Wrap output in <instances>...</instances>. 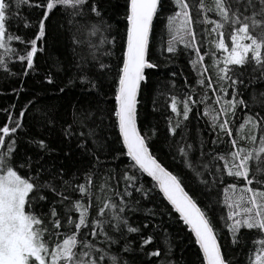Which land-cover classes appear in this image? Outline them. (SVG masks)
Wrapping results in <instances>:
<instances>
[{
	"label": "snow or ice",
	"instance_id": "snow-or-ice-1",
	"mask_svg": "<svg viewBox=\"0 0 264 264\" xmlns=\"http://www.w3.org/2000/svg\"><path fill=\"white\" fill-rule=\"evenodd\" d=\"M162 2L126 0V41L122 46L118 79L113 81V111L102 107L105 88L111 89L106 83L111 76V59L116 56V36L104 18L103 0H0V70L9 76L15 75L8 67L11 62L24 64L22 77L34 71V58L44 50L38 42L47 35V21L54 12L61 10L64 17L61 28L67 31L73 47L76 72L64 87L57 90L64 93L67 87H75L78 79L85 97L83 103L77 102L79 106L73 105L71 120L62 122L61 129L66 140L70 143L76 141V148L86 160L77 173L66 179L63 167L45 162L42 156L34 158L19 152L18 135L24 128V117L39 103L38 96L20 107L18 115L15 114V104L12 111L5 110L6 121L0 126V264H136L135 259L128 258L130 249L159 258L160 248L144 251V246L152 243L153 234L143 236L141 228L133 226L130 220L133 212L141 210V200L151 198V189L144 186L143 174L155 182L154 187H158L164 199L178 213L179 220L192 233L203 264H233L232 258L218 244L219 231L210 216L212 201H209L208 207L202 208L198 206V193L193 191L189 194L182 187L188 170L195 173L194 183H197L201 193L207 190V196H211V190L223 182L225 174L243 179L239 194L235 191L237 184L229 183L224 189L226 193L229 189L233 191L223 200L226 216H220L219 221L227 228V236L233 246L246 243L241 229L256 230L260 235L253 241L255 251L250 250L247 264H264V87L259 90L254 87L264 84V0H215L218 19L205 18L204 23L211 24L213 34L225 26L231 30L230 51L222 31L219 43L213 40L214 46L224 56L220 61L213 53V67L216 68L220 86L217 87L209 77L207 88L212 90L219 109L218 116L212 118L210 128L227 133L232 150L226 158L214 155L211 149L204 152V144L199 142V154L193 162L190 154L197 151V144L188 140V129L181 123L177 97L172 95L167 107L177 120L172 124L169 117L166 119L169 120V155L180 164L174 174L153 158L147 133L142 135L137 129L138 90L141 82L146 81L145 70L158 67V64L146 59V51L150 26ZM171 2L175 12L167 17V23L173 39L162 51L175 53L176 36L179 35L181 41L184 35L190 36L191 41L184 47L191 49L196 59L189 63L194 70L199 65L200 75H206L205 57L193 31V24H198L199 20L193 21L190 16L192 6L186 0ZM25 8L35 9L36 16L29 18L27 13L21 14ZM199 8L200 16L205 11H212L204 8L202 0ZM21 20L24 29L31 30L30 36L19 32ZM13 23L16 31H13ZM13 42L23 45V49L10 46ZM220 63L223 67H216ZM175 75L170 73V76ZM43 83L54 85L50 72L44 74ZM249 88L252 92L241 98L244 96L242 90ZM15 91L12 89L10 94H15ZM229 92L230 98H226ZM190 103L195 105L197 101L192 95H186L182 112L185 121L189 117ZM241 109L244 113L240 127L249 128V134L241 136V140L251 142L252 146L248 148H237L236 141L232 139L230 119ZM38 111L43 122L55 126L57 121L48 110ZM106 117L109 123L114 117L118 142H122L123 150L114 148L110 138L104 135ZM178 129H182L179 139L176 136ZM171 141H175V148ZM27 142L38 144L41 151H50L44 140L29 139ZM212 143L215 144L216 140L213 139ZM64 155L68 156L69 152ZM121 155H126L131 164L120 177L109 174V178L115 179L122 191L108 187L107 191L114 193V199L105 198L103 206L98 207L89 224V208L82 198L91 195L94 177L107 158L112 156L113 160H118ZM216 161L221 162L223 168ZM80 173L83 179L78 175ZM73 193H79V198H73ZM143 211L151 212L150 209ZM73 213L78 216L74 217ZM46 222L48 227H45ZM148 226V223L144 224L145 229ZM152 227L158 228V225ZM45 232H49L50 241L52 236L56 239L51 243L45 241ZM130 234L140 236L138 248L136 242L130 239ZM167 264H173V261L169 260Z\"/></svg>",
	"mask_w": 264,
	"mask_h": 264
},
{
	"label": "trees",
	"instance_id": "trees-1",
	"mask_svg": "<svg viewBox=\"0 0 264 264\" xmlns=\"http://www.w3.org/2000/svg\"><path fill=\"white\" fill-rule=\"evenodd\" d=\"M192 8L190 16L193 21L199 20V23L193 24V31L196 34L198 47L201 54L205 59L203 63L207 68L206 75H200L199 65L195 70L193 65L189 63L190 60H195V53L184 47L185 44L191 41V37L185 35L184 40H179L176 36L175 53L169 54L162 51L168 46V42L173 39L172 34L168 30L167 17L174 14L175 7L171 0H163L161 7L158 9L155 19L153 21L147 59L155 64L157 68L146 70V81L142 82L138 93V131L144 135H148V144L150 145V152L152 155L166 167L168 171L175 173L180 168V164L175 163L169 155V142L167 127L169 120L175 124L177 117L172 114L167 105L171 101L172 95L177 97L178 111L181 113L180 119L184 127L188 129V140L197 144V151L191 153V159L195 162V157L199 154V142L204 144V152L212 150L214 155H224L232 150L231 140L227 133L220 132L218 129L213 131L210 128V123L213 117L218 116L219 109L216 107L215 97L212 96L211 89L207 88L209 77L212 82L220 86L217 78L216 68L213 67V53L216 59L222 61L224 53L216 48L213 40L216 43L220 41V32L224 33V42L230 49L231 45V30L230 27L225 26L218 30L215 34L212 33V26L210 23L205 24L204 20L207 18L218 19L215 15V0H202L205 9H212V11H205L203 16L198 15L200 12L199 4L201 0H186ZM103 7L105 8V20L111 25L112 33L116 36V56L111 59V76L107 84L111 86L105 88L106 97L102 107L114 111V80L118 79V68L121 63L120 56L122 53V46L126 37V0H103ZM27 13L29 18L36 16V10H29L27 8L22 10V13ZM64 17L61 15V10H57L47 21V35L39 45H43V52H38L35 56V69L27 76H23L24 64L11 62L8 67L11 69L14 76H9L5 71L0 70V126L6 121L5 110L12 111V105L15 104V114L18 115L20 107L25 105L28 100L34 96L39 97V103L29 110L23 120L24 128L18 135L19 152H24L29 156L38 157L42 156L43 160L47 163H54L57 167H63L66 172V179L77 173V170L82 168L86 160L80 155L79 149L76 148V141L71 143L64 138L61 123L71 120V112L74 104L83 103L85 97L83 96L79 81L75 82V87H67L64 93H59L57 88L64 87L67 81L73 77L76 72L74 61L76 57L73 56V47L70 43L69 36L66 30L61 28ZM23 20L20 21L19 32L27 36L31 35L30 29H24ZM13 31H16L15 24L13 23ZM10 46H17L23 49V45H15V42ZM216 67H223V64H217ZM235 67V66H230ZM51 73L54 79V85L43 83L45 73ZM170 73H175V76H170ZM247 79V78H245ZM174 81V83H173ZM198 81H200L198 83ZM21 85L23 90L21 91ZM257 90L264 87V84H257L254 86ZM15 89V94H10L11 90ZM246 98L248 93L252 92V88L242 90ZM186 95H192L193 99L197 101L195 105L189 104L190 112L189 117L185 121L182 119L183 102ZM230 98V92L228 97ZM155 102V103H154ZM77 106H79L77 104ZM155 107V110H154ZM46 109L49 114L56 119L55 126H49L46 122L41 120V115L38 110ZM207 112V115H203ZM244 110L237 111L234 118L230 119V127L232 129V139L236 141L237 148L251 147V142L241 140V136L249 134L248 126L243 128L240 125L243 123ZM110 115V113L108 114ZM104 135L110 138V143L114 148L123 150L121 142H118V130L115 126V119L112 117L111 123L108 118L104 121ZM155 130V135H153ZM182 129H178L176 136L179 139ZM10 138V137H9ZM29 139L44 140L47 148L50 151H41L38 144H29ZM213 139L216 143L213 144ZM175 148V141H171ZM6 147V145H5ZM65 152H69L65 156ZM112 155H115L114 153ZM18 164L19 161L17 160ZM223 168V164L219 161ZM131 164L126 155H121L118 160H113L112 156L107 158V161L101 165L100 171L95 175L93 185L91 187V195H85L82 202L89 208L88 222L92 217L96 216L98 207L103 206L105 198L114 199V193L108 192V187L114 190L122 191L116 184L115 179L109 178V174L115 177H120L122 172ZM199 170V165H197ZM22 170L21 174L23 173ZM139 174V170H137ZM83 179V174H78ZM185 182L182 186L186 192L191 194L193 191L198 193L197 199L198 206L208 207L209 201H212L210 206V216L214 221L218 231V242L223 246L222 251L232 258L233 264H247V259L251 251H255L253 241L260 235L256 230L241 229V234L246 243L243 246H233L230 238L227 236V228L220 224V216H226L223 200L226 195H231V189L226 193L224 189L229 183L237 184L236 194L240 192V185L243 184V179L235 177H228L226 174L222 177V183L213 188L211 196H207V190L201 193L194 183L195 173L188 170L186 173ZM144 186L151 189L149 200H141V210L133 212L130 216L133 226H139L142 230L141 234L145 237L149 233L153 234V241L149 245L144 246L145 252H151L157 248L161 249V256L148 257L146 255L132 252L130 249L129 260L135 259L136 264H167V261H173V264H203L201 254L197 248L191 233L187 230L186 226L179 217L173 212L169 205L163 200L154 183L151 182L144 175L142 176ZM105 185V187H101ZM73 198H79V193H73ZM144 209H150V213H145ZM154 213V214H153ZM76 217L78 214L73 213ZM148 223V228H144V224ZM158 225V228H153L152 225ZM45 227H48L47 222ZM51 229L49 228V232ZM64 231V229H60ZM49 232H45L43 238L45 241L51 243L56 239L55 236L49 240ZM130 239L136 242V247H139L140 236L130 234ZM115 250V246H114Z\"/></svg>",
	"mask_w": 264,
	"mask_h": 264
},
{
	"label": "water",
	"instance_id": "water-1",
	"mask_svg": "<svg viewBox=\"0 0 264 264\" xmlns=\"http://www.w3.org/2000/svg\"><path fill=\"white\" fill-rule=\"evenodd\" d=\"M155 16H156V14L154 15V17H153V21H154V19H155ZM152 25H153V22H152ZM152 25L150 26V33H149V40H150V35H151V30H152ZM126 30H127V28H126ZM125 41H126V37H125ZM149 48V47H148ZM147 55H148V49H147V51H146V59L148 58L147 57ZM146 70H148V69H146ZM145 70V71H146ZM141 84H142V82H141ZM139 90H140V88H139ZM139 90H138V93H139ZM138 129V128H137ZM118 130V129H117ZM139 132V131H138ZM122 143V142H121ZM151 153V152H150ZM152 154V153H151ZM153 158L154 159H156L154 156H153ZM129 159V158H128ZM157 162L158 163H160L158 160H157ZM163 166V165H162ZM167 170V169H166ZM146 178H148L151 182H153L154 184H155V182L154 181H152L151 180V178L150 177H148L147 176V174H143ZM183 187V186H182ZM157 188V191L159 192V189H158V187H156ZM186 191V190H185ZM159 194L161 195V197L163 198V200L168 204V202L164 199V197H163V194L162 193H160L159 192ZM169 205V204H168ZM169 207L171 208V205H169ZM172 209V208H171ZM173 210V209H172ZM173 212L175 213V211L173 210ZM177 216H178V213H175ZM179 217V216H178ZM187 228V227H186ZM187 230H188V228H187ZM189 231V230H188ZM190 232V231H189ZM191 233V232H190ZM191 235H192V233H191ZM192 237H193V239H194V241H195V238H194V236L192 235ZM196 244V243H195ZM218 244H219V242H218ZM197 246V248L199 249V247H198V245H196ZM199 252H200V250H199ZM201 254V253H200ZM201 257H202V254H201ZM202 261H203V259H202Z\"/></svg>",
	"mask_w": 264,
	"mask_h": 264
},
{
	"label": "rangeland",
	"instance_id": "rangeland-1",
	"mask_svg": "<svg viewBox=\"0 0 264 264\" xmlns=\"http://www.w3.org/2000/svg\"><path fill=\"white\" fill-rule=\"evenodd\" d=\"M179 36V35H178ZM172 37H173V35H172ZM184 38H185V35L183 36V40H184ZM179 40H181V37L179 36ZM231 50V45H230V49H229V51Z\"/></svg>",
	"mask_w": 264,
	"mask_h": 264
}]
</instances>
